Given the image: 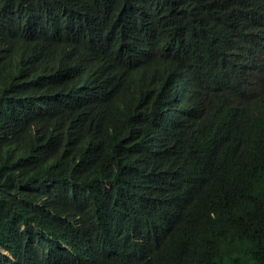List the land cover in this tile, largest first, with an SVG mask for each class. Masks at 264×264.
<instances>
[{
    "label": "trees",
    "instance_id": "obj_1",
    "mask_svg": "<svg viewBox=\"0 0 264 264\" xmlns=\"http://www.w3.org/2000/svg\"><path fill=\"white\" fill-rule=\"evenodd\" d=\"M0 264H264V0H0Z\"/></svg>",
    "mask_w": 264,
    "mask_h": 264
},
{
    "label": "clouds",
    "instance_id": "obj_2",
    "mask_svg": "<svg viewBox=\"0 0 264 264\" xmlns=\"http://www.w3.org/2000/svg\"><path fill=\"white\" fill-rule=\"evenodd\" d=\"M4 253H6L5 251H3Z\"/></svg>",
    "mask_w": 264,
    "mask_h": 264
},
{
    "label": "bare ground",
    "instance_id": "obj_3",
    "mask_svg": "<svg viewBox=\"0 0 264 264\" xmlns=\"http://www.w3.org/2000/svg\"><path fill=\"white\" fill-rule=\"evenodd\" d=\"M104 93V92H103Z\"/></svg>",
    "mask_w": 264,
    "mask_h": 264
}]
</instances>
